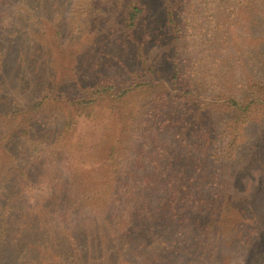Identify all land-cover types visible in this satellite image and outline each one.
<instances>
[{"label":"rangeland","instance_id":"374dc122","mask_svg":"<svg viewBox=\"0 0 264 264\" xmlns=\"http://www.w3.org/2000/svg\"><path fill=\"white\" fill-rule=\"evenodd\" d=\"M127 2L0 0V264L264 262V0Z\"/></svg>","mask_w":264,"mask_h":264},{"label":"trees","instance_id":"16d2710c","mask_svg":"<svg viewBox=\"0 0 264 264\" xmlns=\"http://www.w3.org/2000/svg\"><path fill=\"white\" fill-rule=\"evenodd\" d=\"M27 1V0H25ZM184 0H166V17L167 22L171 26L172 29L178 30L179 29V23H178V17L180 14L183 13V11H180L184 7V5L181 6V3ZM245 4H249V6H252V8H255L256 4H260V0H244ZM264 8V7H263ZM146 12V6L143 0H128L125 12H124V20L123 24L124 27L131 31L133 30L137 23L139 22L140 18L145 14ZM175 74L173 76V80L175 84H179L180 77L178 72V67H174ZM192 91V92H191ZM190 92L195 95L194 90H191ZM111 86L110 85H103L100 84L98 87L94 90L95 98H90L89 101H79L78 107L81 105L89 104V103H95L99 99H105L106 97H109L108 94H112ZM196 96V95H195ZM241 99V98H240ZM222 102H224V107L226 109L230 108L233 109L238 113V111H242L241 106L239 105L240 102L236 100L234 97L230 98H222ZM216 103V102H213ZM197 124V123H196ZM234 127V126H233ZM189 130V129H188ZM254 264H264V262H256Z\"/></svg>","mask_w":264,"mask_h":264}]
</instances>
